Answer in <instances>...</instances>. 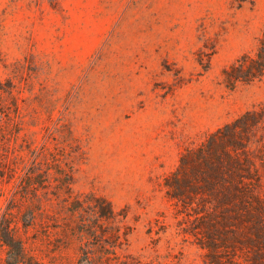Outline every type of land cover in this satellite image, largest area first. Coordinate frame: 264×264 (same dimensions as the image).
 Segmentation results:
<instances>
[{
    "label": "rangeland",
    "instance_id": "rangeland-1",
    "mask_svg": "<svg viewBox=\"0 0 264 264\" xmlns=\"http://www.w3.org/2000/svg\"><path fill=\"white\" fill-rule=\"evenodd\" d=\"M263 33L264 0H0V218L28 264H264V73L227 76ZM94 197V235L58 214Z\"/></svg>",
    "mask_w": 264,
    "mask_h": 264
},
{
    "label": "trees",
    "instance_id": "trees-1",
    "mask_svg": "<svg viewBox=\"0 0 264 264\" xmlns=\"http://www.w3.org/2000/svg\"><path fill=\"white\" fill-rule=\"evenodd\" d=\"M245 56V55H244ZM264 73V33L260 38L257 57L247 59L246 57L240 58L238 63L235 64L231 70L227 71V76L230 80H253ZM5 109L0 104V128L3 126ZM38 158V157H37ZM36 158V159H37ZM37 162L32 164L35 167ZM30 167L22 179V187L38 197L37 183L41 182V178L36 176ZM4 168L0 166V175L3 176ZM33 173V174H32ZM96 204L93 208L94 212L90 215L85 214L86 201L77 198L73 201L64 199L59 205L58 214L65 217L67 220H74L82 226V233L86 235L96 234V219L108 218L114 215V209L109 202L103 197H94ZM37 209H30V218L24 221V227L29 230L30 227L37 223V213L45 214L46 204L43 200H38ZM94 217V218H93ZM68 223V221H67ZM20 226L18 222L14 221L9 211L2 214L0 218V264H28L30 263V255L26 246V242L18 235ZM84 256L87 261H94L93 264H101L105 256H97L94 253L85 251ZM97 259V261H96Z\"/></svg>",
    "mask_w": 264,
    "mask_h": 264
}]
</instances>
